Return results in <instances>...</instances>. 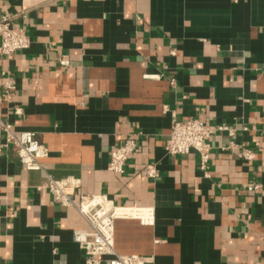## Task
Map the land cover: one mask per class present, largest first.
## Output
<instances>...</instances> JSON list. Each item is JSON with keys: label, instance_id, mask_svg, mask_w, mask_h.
<instances>
[{"label": "crops", "instance_id": "1", "mask_svg": "<svg viewBox=\"0 0 264 264\" xmlns=\"http://www.w3.org/2000/svg\"><path fill=\"white\" fill-rule=\"evenodd\" d=\"M4 15L31 44L0 54V264H85L73 233L89 226L48 175L81 180L76 205L104 194L150 213L116 220L119 254L264 264V0H0ZM193 118L229 128L212 133L206 171L196 151H165L172 121ZM5 123L36 133L43 170L22 164ZM135 133L124 173L109 170Z\"/></svg>", "mask_w": 264, "mask_h": 264}, {"label": "built area", "instance_id": "2", "mask_svg": "<svg viewBox=\"0 0 264 264\" xmlns=\"http://www.w3.org/2000/svg\"><path fill=\"white\" fill-rule=\"evenodd\" d=\"M14 15L0 17V54L11 59L20 51L28 49L31 44L30 38L25 31L13 24ZM62 65H68L65 58L60 59ZM5 99L11 96L14 88L9 82L5 83ZM7 143L12 142L17 148L20 161L28 170H43L40 159L47 155V149L33 131H14L10 124H3ZM229 129L227 127L214 128L199 119L172 121L171 130L165 143V151L168 155H184L190 151H196L200 156V168L207 170L210 160L211 145L209 139L216 130ZM141 133L128 135L111 153L109 170L122 174L125 166L138 149ZM1 150V146H0ZM247 160L254 157L249 149H243L241 154ZM144 174L152 179L159 176L157 163L146 165ZM81 186V180L74 176L55 179L48 175L47 189L54 201L64 206L74 207L87 222L88 230H75L74 240L80 245L85 254V264H154L153 257L137 254L123 255L116 252L114 247L115 222L121 217L135 216L143 222H148L150 213L143 215L137 209H128L117 206L114 201L104 194H79L80 202L76 205L73 195ZM260 184H253L249 190L259 191Z\"/></svg>", "mask_w": 264, "mask_h": 264}]
</instances>
